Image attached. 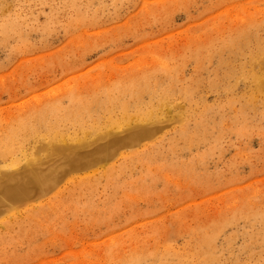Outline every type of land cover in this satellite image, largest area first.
Instances as JSON below:
<instances>
[{"label":"rangeland","instance_id":"rangeland-1","mask_svg":"<svg viewBox=\"0 0 264 264\" xmlns=\"http://www.w3.org/2000/svg\"><path fill=\"white\" fill-rule=\"evenodd\" d=\"M71 1L0 0V23L20 26L0 45V117L102 70L110 85L125 69L152 67L176 103L169 123L179 119L148 141L165 145L150 163L152 186L103 180L92 215L65 211L35 240L6 247L0 264H114L141 246L162 264H264V0H75L87 11L75 15ZM93 15L87 35L115 42L75 61L70 50L86 42L75 27Z\"/></svg>","mask_w":264,"mask_h":264},{"label":"bare ground","instance_id":"bare-ground-1","mask_svg":"<svg viewBox=\"0 0 264 264\" xmlns=\"http://www.w3.org/2000/svg\"><path fill=\"white\" fill-rule=\"evenodd\" d=\"M67 6L70 14L87 12L75 0ZM55 16L48 20L52 22ZM7 21L0 23L3 46L20 32L17 23ZM98 23L99 18L93 15L88 24L75 27L83 28L86 37L81 49L69 52L75 61L83 62L92 52L115 42L113 36L87 35V28ZM263 67L259 65V69ZM157 73L158 69L152 67L125 69L106 85L102 70L77 79L72 88L34 97L32 103L24 102L0 117V254L16 239L30 243L48 232L53 223L65 219V211L92 215L91 198L103 180L117 188L124 178L135 186L155 183L157 169L150 163L164 154L165 145L161 142L154 146L148 141L179 119L169 123L176 103L171 102L170 88L162 87ZM260 81L256 87L264 90ZM183 136L186 132L179 135ZM196 136L202 140L201 134ZM176 137L169 140L173 148ZM118 160L121 162L117 165ZM207 230L202 227L197 232L203 242L209 241ZM123 243L116 241L107 248ZM164 246L167 252L169 245ZM163 258L156 248L141 246L114 264H162Z\"/></svg>","mask_w":264,"mask_h":264}]
</instances>
